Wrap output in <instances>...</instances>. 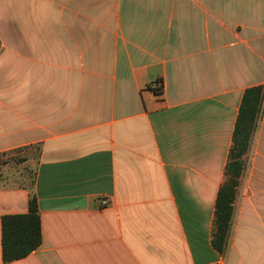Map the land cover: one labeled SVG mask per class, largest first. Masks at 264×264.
I'll use <instances>...</instances> for the list:
<instances>
[{"label": "crops", "instance_id": "0c3cea01", "mask_svg": "<svg viewBox=\"0 0 264 264\" xmlns=\"http://www.w3.org/2000/svg\"><path fill=\"white\" fill-rule=\"evenodd\" d=\"M255 86L264 0H0V155L38 149L31 185L0 187V221L34 196L41 234L4 262L0 225V264H264V106L211 246Z\"/></svg>", "mask_w": 264, "mask_h": 264}, {"label": "trees", "instance_id": "16d2710c", "mask_svg": "<svg viewBox=\"0 0 264 264\" xmlns=\"http://www.w3.org/2000/svg\"><path fill=\"white\" fill-rule=\"evenodd\" d=\"M157 85L156 81L153 86ZM153 91L160 92L158 89ZM263 96L264 87L255 86L246 89L241 98L224 169V180L218 188L214 204L211 246L219 254H223L226 248L233 203L244 168L243 156L255 131ZM0 225L1 256L4 262L21 259L35 250L41 241L35 197L29 198L26 214L3 216Z\"/></svg>", "mask_w": 264, "mask_h": 264}, {"label": "rangeland", "instance_id": "374dc122", "mask_svg": "<svg viewBox=\"0 0 264 264\" xmlns=\"http://www.w3.org/2000/svg\"><path fill=\"white\" fill-rule=\"evenodd\" d=\"M263 106L264 96L260 112L263 110ZM37 157L38 149L36 146L23 153L0 155V187L30 186Z\"/></svg>", "mask_w": 264, "mask_h": 264}, {"label": "built area", "instance_id": "2783aa9c", "mask_svg": "<svg viewBox=\"0 0 264 264\" xmlns=\"http://www.w3.org/2000/svg\"><path fill=\"white\" fill-rule=\"evenodd\" d=\"M105 202L103 201L102 204H104Z\"/></svg>", "mask_w": 264, "mask_h": 264}]
</instances>
